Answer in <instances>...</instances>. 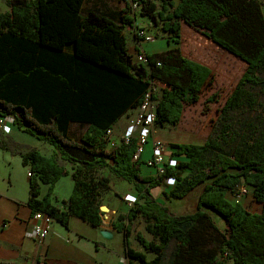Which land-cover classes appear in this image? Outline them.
Masks as SVG:
<instances>
[{"label": "trees", "instance_id": "obj_1", "mask_svg": "<svg viewBox=\"0 0 264 264\" xmlns=\"http://www.w3.org/2000/svg\"><path fill=\"white\" fill-rule=\"evenodd\" d=\"M82 1L7 0L8 10L0 12V119H10V125L53 146L45 156L34 148L25 150L10 135L0 139V148L18 154L30 173L26 204L31 215L40 211L64 227L69 217L99 226L100 190L112 191L113 185L105 174L93 173L105 168L132 183L135 192L127 211L111 221L122 233L127 264H264V126L251 120L247 131L236 135L230 120L233 110L252 111L261 105L255 90L264 91V0H158L159 5L157 0H133L139 15L160 22L162 31L177 38L184 22L245 62L220 110L217 134L202 143H171L172 157L178 158L173 166L164 160L158 173L145 161L154 175L140 171L155 127L180 122L185 104L198 101L211 69L172 45L145 53L143 64L131 62L123 32L134 23L128 0L121 24L93 11L82 15ZM150 87L152 132L132 159L138 129L114 142L112 130L129 110L140 107ZM71 122L85 125L78 140L68 134ZM59 159L71 163L73 181L62 208L52 202L53 185L67 174ZM166 179H173L170 188L153 197L150 189ZM40 185L47 186L42 195ZM240 185L261 204L259 211L228 197L238 194ZM197 186L194 211L175 214L164 203ZM137 217L151 235H134L143 252L129 242Z\"/></svg>", "mask_w": 264, "mask_h": 264}, {"label": "rangeland", "instance_id": "obj_2", "mask_svg": "<svg viewBox=\"0 0 264 264\" xmlns=\"http://www.w3.org/2000/svg\"><path fill=\"white\" fill-rule=\"evenodd\" d=\"M157 3L159 5L158 0ZM261 3L264 13V2L261 1ZM138 12L139 7L136 8L134 12L137 25H141L142 30H146L145 32L151 35L152 38L157 41L155 43L156 45L161 46V51L165 48H168V45L178 46L182 54L188 56L190 59L204 63V65L208 66L212 72L211 78H209L201 90L198 101L190 105L185 104L182 117L177 125L170 126L166 124L155 127V132L153 133L154 138L160 139L166 147V156H164L165 163L169 164V166H173L178 158L172 157V149L169 146L171 143H202L209 136H215L217 134L221 119L220 110L227 95L230 94L237 79H239L241 76L245 68V62L236 58V56L227 52L226 50L220 48L219 45L204 37L201 32L193 30L188 24L184 22H181L180 33L176 38L170 33L162 31L160 22L153 23L149 19H141ZM149 44L153 43L149 42ZM255 91L258 92V99L261 102V105L258 106L257 109L252 111L233 110L230 113V120L232 122L231 127L236 135L242 133L243 131H247V128L249 127V121L251 120H253L258 126H264V91L260 92L258 89ZM135 113V110H129L123 117H121L124 123L121 124L119 129L117 128L116 130L114 128L112 130V135L114 137L113 142L116 141L119 136H121L123 128L127 125V123L130 122V118H132ZM84 130V124L71 122L68 127V134L70 138L78 140ZM24 134H26V132H24L22 129L10 125L9 120L4 121V126L2 125L0 127V139L6 137V135H10L14 141L23 143V148L25 150L34 148L45 156L53 152L52 145L42 140H38L31 135L26 134L28 139L26 136L19 139V136ZM107 147L109 149L111 148L110 146ZM59 161L65 165L67 174L61 176L53 186L52 202L57 207L62 208V201L67 199L71 186L73 185V181L70 178L71 163L60 159ZM99 174H105L111 178L112 185H114L112 187V191H105L104 189L100 190L99 206L103 212L101 230L105 232L107 236H109L113 232L110 222L112 218L117 216V214H115L114 217L104 224V218L106 216L109 218L110 215L114 214L110 211L109 207L115 206L114 208L116 213L123 210L125 207L122 205V202L119 201L118 196L114 192H116V189H120V192L124 191L127 187H133V184L113 176L105 168L96 170L93 173L95 177ZM28 177V171L26 172L24 166L21 164L19 155L12 154L9 152V150L0 148V192H8L25 200L28 196V181L26 180ZM5 183L8 185L7 189L5 187ZM46 187V185H40L41 195L44 194ZM162 187H156L153 189L151 188L150 192L152 196H158ZM164 187L169 188L165 183ZM199 189L200 186H197L185 197L172 200L171 202L165 201L164 203L168 206L169 210L175 214L190 213L196 208L197 194ZM227 195L232 201L239 200L249 211L255 212L260 210L261 204L254 201L251 196L248 195V193L242 196L238 195L237 192L234 194L229 193ZM125 201H127V199H125ZM213 214L215 216L216 222L219 223L220 218L216 216L215 213ZM131 230L132 233L129 236L131 247H133L135 250L143 251V248L135 241L134 235L137 232H141L146 238H150L151 235L144 229V224L140 217H137V219L133 220L131 224ZM119 236L120 234L118 233L117 235L111 237L109 241V243L114 246L115 250L119 249ZM170 247L171 245L169 244L165 252L166 258L168 255L167 253L170 251ZM146 254H148V256L150 255L148 252H146Z\"/></svg>", "mask_w": 264, "mask_h": 264}, {"label": "crops", "instance_id": "obj_3", "mask_svg": "<svg viewBox=\"0 0 264 264\" xmlns=\"http://www.w3.org/2000/svg\"><path fill=\"white\" fill-rule=\"evenodd\" d=\"M128 3H130L129 0ZM125 6V0H83L80 13L84 15L88 11H93L98 15L109 18L117 24H121L120 15L121 12L124 11ZM8 8L7 0H0V12H5ZM132 11H130L129 15L134 19L133 25L131 27H123L127 42V52L129 53L134 49H140V51L145 53L160 52L162 48L156 45L155 42L157 41L155 39L147 42H140L134 37L133 28L138 27L142 29V26L137 25L136 16ZM139 17H141V19H148L141 15H139ZM149 42L153 44H149ZM66 51L71 52V47L66 46ZM122 123H124V121L120 118L114 128L116 130L117 128L119 129ZM129 123L123 128L121 133L122 136L128 131ZM131 132L132 131H130V133ZM24 136L28 139L26 134L19 136V139ZM150 155L151 149L148 145L143 155H141V161H143V163L141 164L140 175H154V168L145 164V161ZM24 169L26 172L28 171L25 166ZM26 180L28 181V178ZM164 182L170 188L173 179H166ZM5 187L7 189L8 185L6 184ZM157 187H162L164 190L168 189L164 187V183ZM162 189H160V191ZM119 190L116 189V192L120 194L118 199L125 207L123 210L118 211V213H125L134 200L135 192L132 186L125 188V190L121 192ZM28 197L29 193L24 200L14 194L5 193L4 191L0 192V264H127L128 259L123 253L122 233L113 229V232L107 236L106 233L101 230V224L94 227L86 221L81 219L76 220L78 218L75 219V217H69L67 227L52 220L50 223V232H48L46 238L41 242L27 236L25 233L31 230L30 216H32L26 204ZM153 197L157 198L158 196ZM125 199H127V201H125ZM157 200L162 202L160 199ZM114 207H109L110 211L114 214L110 215L109 218L106 216L107 220L104 218V224L114 217L115 214H118ZM113 219L114 218H112V220ZM118 233L120 234L119 249L115 250L114 246L110 244L109 241L111 237ZM145 255L147 259L152 258V255L148 256L146 253Z\"/></svg>", "mask_w": 264, "mask_h": 264}, {"label": "built area", "instance_id": "obj_4", "mask_svg": "<svg viewBox=\"0 0 264 264\" xmlns=\"http://www.w3.org/2000/svg\"><path fill=\"white\" fill-rule=\"evenodd\" d=\"M129 1L132 10L135 11V9L138 8L139 6L138 3L133 0H129ZM133 35L140 42H147L153 39L151 35L147 34L144 30L138 27L133 28ZM129 55L131 57L130 59L131 62L143 64L147 60L145 52L140 51V49H134L133 51L129 52ZM152 90L153 87H150L149 90L145 92L142 103L140 107L137 108L134 116L130 118V123L128 124L129 129L124 135V137L127 139L130 131H133L135 129H138L139 131L140 139L138 140V146L136 148V152L134 153V155H132V159H135L143 151L144 140H146L150 132H152L151 126L154 122V108H155V104L151 99ZM6 120L10 121V119L8 118L0 119V127L2 125L4 126V121ZM106 134L110 136L111 130H107ZM110 145H113L112 141H110ZM150 147L152 154L147 159V163L157 167L158 173H161L163 171L161 164L164 161V156H166L165 155L166 147L160 139H155L154 135H152L151 137ZM28 176H30L29 172H28ZM246 192H247L246 186L240 185L238 194L243 195ZM51 221H52L51 216L44 214L40 211H36L34 214H32V216H30L31 230L26 232L25 234L41 242L46 238L48 232H50Z\"/></svg>", "mask_w": 264, "mask_h": 264}, {"label": "bare ground", "instance_id": "obj_5", "mask_svg": "<svg viewBox=\"0 0 264 264\" xmlns=\"http://www.w3.org/2000/svg\"><path fill=\"white\" fill-rule=\"evenodd\" d=\"M105 219H106V217H105ZM107 220V219H106Z\"/></svg>", "mask_w": 264, "mask_h": 264}, {"label": "water", "instance_id": "obj_6", "mask_svg": "<svg viewBox=\"0 0 264 264\" xmlns=\"http://www.w3.org/2000/svg\"><path fill=\"white\" fill-rule=\"evenodd\" d=\"M103 207V206H102Z\"/></svg>", "mask_w": 264, "mask_h": 264}]
</instances>
